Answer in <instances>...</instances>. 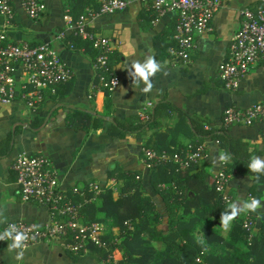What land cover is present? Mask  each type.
Wrapping results in <instances>:
<instances>
[{
	"label": "crops",
	"instance_id": "obj_1",
	"mask_svg": "<svg viewBox=\"0 0 264 264\" xmlns=\"http://www.w3.org/2000/svg\"><path fill=\"white\" fill-rule=\"evenodd\" d=\"M42 1L46 5L44 12L31 19L21 0H13L15 18L7 29L8 39L12 42L48 43L57 50L73 76L57 87L56 94H45L36 105L30 106L22 96L0 104V233L11 220L43 225L49 218L46 205L20 198L16 173L12 169L19 153L44 155L58 171L61 188L70 196L74 187L85 189L94 183L103 189L102 193L110 187L116 198L123 190L124 179H128L122 175L139 171L145 184L141 194L152 195L160 215L156 224L158 236L143 231L142 245L152 247V252L147 250L149 264H159L167 253L164 238L169 235V216L163 198L155 195L150 184L145 183L152 166L143 161V148L183 147L192 141L190 118H201L209 126H219L226 107L245 108L264 101L263 62L255 63L235 90L225 89L217 78L219 66L228 59L229 45L239 27L241 10L254 9L260 2L223 0L207 29L198 37L190 61L186 62L175 58L172 53L176 46L174 11H168L153 21L154 14L146 9L144 2L127 0L124 10L94 17L89 22L90 29L113 39V64L119 82L113 91L107 92L93 87L97 83L92 66L94 50L82 42L85 40L66 31L67 39L74 44L70 48L67 41L57 38V34L66 28L63 19L66 9L72 15L78 14L87 2L96 7V0ZM149 56L154 57L161 68L149 77L153 87L145 92V82L134 83L135 78L129 73L135 71L133 61L144 64ZM16 74L20 75L19 68ZM161 103L165 108L160 111L165 114L152 122L140 137L130 132L118 134L116 131L120 130L112 125L131 116L145 122L149 112ZM263 129L264 119H259L251 125H230L228 133L244 142L253 157L264 160ZM205 144L206 158L189 172L201 171L202 180L199 185L194 184L198 196L188 205L189 214L184 218L190 227L188 236L205 246V252L212 255L214 264H219L215 258L220 256H224L220 264H236L249 245L244 243L242 235L238 237L239 223L250 217L256 238L254 264H264V176L232 171L226 186L232 200L222 208L215 207L216 198L211 186L214 175L223 168V162L219 161L221 152L217 143L207 140ZM228 163L225 162L226 169ZM126 192L132 193V189ZM250 196L259 199L262 207L255 212H241L225 227L221 223V213L230 214L229 205L234 202L237 208H242L243 203L251 201ZM97 199L84 209L83 219L99 222L106 234L117 238L116 221L105 214L101 198ZM10 244L0 240V264H101L105 258L92 249L83 254L72 253L59 242H37L11 251ZM21 251L23 255L17 258ZM115 253L118 263L113 264H121L119 248ZM137 256L139 254H134Z\"/></svg>",
	"mask_w": 264,
	"mask_h": 264
},
{
	"label": "built area",
	"instance_id": "obj_2",
	"mask_svg": "<svg viewBox=\"0 0 264 264\" xmlns=\"http://www.w3.org/2000/svg\"><path fill=\"white\" fill-rule=\"evenodd\" d=\"M146 4V9L154 14L157 21L168 11L175 12L174 34L175 58L183 62L190 61L191 52L197 44L198 37L207 29L215 12L222 6L223 0H140ZM252 8H243L237 31L229 45L228 59L222 63L217 72V78L228 90H235L240 79L258 62L264 63V0ZM13 0H0V104L10 103L18 96L30 106L42 100L45 94H56L57 87L68 82L72 71L64 64L59 53L48 43L34 44L29 41L12 42L8 39L7 29L15 18ZM21 3L31 19L38 18L45 10L42 0H21ZM96 7L88 5L74 17L69 9L63 15L65 30L57 34L61 41H67L70 48L74 44L67 39L66 31L71 35L89 41L97 51L92 59L96 89L113 91L119 82L117 71L111 64L114 52L113 39L90 29L89 22L94 17L109 15L124 10L127 0H96ZM20 69V75L16 69ZM23 77V78H22ZM36 105V104H35ZM264 119V101L253 103L245 108L228 106L223 110L222 124L251 125L256 120ZM261 138L264 142V129ZM143 161L148 165L172 164L175 171L197 165L207 156L205 142H188L174 151L143 148ZM223 162L214 175V186L224 205L231 202V195L226 192L227 181L232 172L228 171ZM12 169L16 173V182L20 198L23 201L34 200L49 208V218L43 225H36L23 220L8 221L2 228L0 236H4L9 225H15L18 231L27 234L24 246L37 242H59L72 253L83 254L91 250V246L101 248L106 252L101 264L116 262L112 248L117 238L106 239L104 227L97 221L83 219L82 208L96 198L103 189L90 183L87 188L72 189L73 195L81 200L75 201L60 184L58 171L42 154L19 153ZM138 177V176H137ZM90 196H85L86 192ZM253 197L250 196V199ZM247 230V242L250 244L253 235V220L247 218L243 222ZM15 232H13V236ZM1 241L11 242L5 237Z\"/></svg>",
	"mask_w": 264,
	"mask_h": 264
},
{
	"label": "trees",
	"instance_id": "obj_3",
	"mask_svg": "<svg viewBox=\"0 0 264 264\" xmlns=\"http://www.w3.org/2000/svg\"><path fill=\"white\" fill-rule=\"evenodd\" d=\"M86 5H88V2ZM78 14L73 13L74 16H78ZM82 42L86 44L87 47L94 50L89 41ZM93 53L94 57L97 51L94 50ZM111 64L114 65L113 55L111 58ZM164 108L165 106H163V103L157 104L153 111L149 112L148 118L145 122L140 121L138 117L131 116L118 120L112 125L114 128L120 130L116 131L118 134L130 132L140 137L152 122L157 121L160 116L165 114L164 112H161ZM189 122L192 133H190L192 136V141L190 142L202 143L207 140L215 141L219 146L221 153H227L230 155V159L228 160L229 163L227 165L229 171H234L236 174H250L255 177L257 175L264 176V174L254 173L249 170L248 165L251 163L253 155L244 142L233 138L228 133L229 126H224L222 123L219 126H209L206 121H203L201 118H190ZM178 148L166 150L174 151ZM195 166L196 165H192L188 168L175 171V167L172 164H155L152 166L149 175L146 177L145 183L150 184V190L153 191V193L155 192V195H159L163 198L167 215L169 216V235L164 238L167 253L159 264H214V261H212L213 257H211L212 255H208L205 252V246L198 242L193 236H188L190 227L185 223L184 219L189 214L188 205L195 201L198 196V188L195 189L194 184L199 185L202 180L201 171L189 173ZM138 172L139 171H135L128 175H122V178L128 179H124L125 185L122 188L123 190L116 198L112 195L110 187H106L104 193H100L96 196L99 200L101 198L102 210L107 216L113 217L118 226V233L116 236L117 242L111 252H113L114 255L116 249L119 248L122 253L121 264H128L129 262L134 264H149L146 256L148 255V251L152 252V247H148L147 244H145V246L142 245L144 240L141 237V233L143 231H148L153 237L158 236L157 234L159 233L156 224L160 215L155 209L156 205L152 195L143 196L141 194L144 189L143 185L145 184L143 178L140 177L142 176V173ZM162 183L165 184L164 187L160 186ZM211 187L215 193V207L222 208L224 204L215 189L214 182H212ZM131 189L132 193L126 192ZM192 193L193 195L191 196ZM90 195L91 193L89 191L85 193V196ZM72 198L75 201L81 200L78 195H73ZM91 203H93V201L85 204L82 208V214L84 209ZM180 206L182 207L181 213H179ZM239 224H241V231L240 234L238 233V237L242 235V239L247 245L249 244L247 242L248 232L243 227L242 222ZM112 237L113 236L108 234L105 235L106 239H111ZM255 241L256 238L252 235L251 243L249 244L250 246L247 245L248 249L241 253L242 256L237 262L235 261L236 264H254L253 254L256 245ZM91 249L98 252L102 257H106L107 255L101 248L91 246ZM142 250H144L143 253ZM134 254H139V256L134 257ZM223 257L224 256H220L219 259L215 258V260L220 264ZM113 263L115 262H111L110 264Z\"/></svg>",
	"mask_w": 264,
	"mask_h": 264
},
{
	"label": "clouds",
	"instance_id": "obj_4",
	"mask_svg": "<svg viewBox=\"0 0 264 264\" xmlns=\"http://www.w3.org/2000/svg\"><path fill=\"white\" fill-rule=\"evenodd\" d=\"M132 68H134V72H130L129 75L133 76L134 83L138 84L139 80H143L147 87L144 89L145 92H148L152 89L153 84L149 80L150 76L155 75L157 71L160 70L161 64L158 63L154 57L149 56L146 63L141 64L138 60L133 61ZM230 159V155L227 153H221L219 156V161L227 162ZM248 168L251 172L264 174V160H261L259 157H253L251 159V163L248 165ZM231 208V213L223 212L221 213V223L227 227L229 222L232 221L235 217H237L241 212H255L257 209L261 208V202L259 199L253 197L250 202L243 203L242 208H237V203H231L229 205ZM13 232L15 235L13 236ZM7 237L12 241L10 245H8L9 250L12 249H23L25 241L28 239L26 233L18 231L15 225H9L8 229L5 230L4 236H0V239H4ZM23 255L21 251L18 253V257Z\"/></svg>",
	"mask_w": 264,
	"mask_h": 264
},
{
	"label": "rangeland",
	"instance_id": "obj_5",
	"mask_svg": "<svg viewBox=\"0 0 264 264\" xmlns=\"http://www.w3.org/2000/svg\"><path fill=\"white\" fill-rule=\"evenodd\" d=\"M88 5H86V7H87Z\"/></svg>",
	"mask_w": 264,
	"mask_h": 264
}]
</instances>
